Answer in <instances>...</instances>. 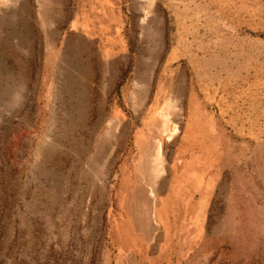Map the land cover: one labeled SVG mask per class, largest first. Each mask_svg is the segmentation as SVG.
<instances>
[{"label":"rangeland","instance_id":"obj_1","mask_svg":"<svg viewBox=\"0 0 264 264\" xmlns=\"http://www.w3.org/2000/svg\"><path fill=\"white\" fill-rule=\"evenodd\" d=\"M0 264H264V0H0Z\"/></svg>","mask_w":264,"mask_h":264}]
</instances>
